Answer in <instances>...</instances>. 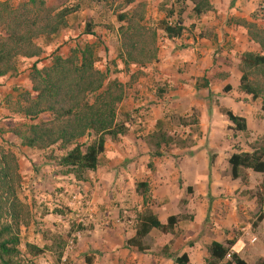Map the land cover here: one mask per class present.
Listing matches in <instances>:
<instances>
[{
	"label": "crops",
	"instance_id": "1",
	"mask_svg": "<svg viewBox=\"0 0 264 264\" xmlns=\"http://www.w3.org/2000/svg\"><path fill=\"white\" fill-rule=\"evenodd\" d=\"M45 1L49 5L56 2ZM156 1L157 10V4L163 0ZM181 1L183 5H190L184 8V30L176 39L163 38L165 42L156 57L158 61L152 63L158 69L154 80L166 83L164 95L168 100H184L179 106L197 110L199 102L204 105L198 108V131L202 137H192L194 148L191 152L184 149L159 157L151 156L147 149L136 153V146L143 147L150 137L155 140L158 132L169 131L168 125L159 119L165 109L160 105H167L165 97H160L157 98L160 104L150 105L145 111V115H150L148 120L124 122L127 130L118 136L117 142L118 138L113 141L105 138L98 166L82 176L87 179L75 180L70 175L55 174L58 168L46 164L41 169L36 165L37 171H33L26 159L29 166L27 199L38 205L28 203L32 219L28 223L27 237L25 233L23 237L26 243L42 250L34 258L26 255L28 261L34 264H174V256L185 254L190 264H205L206 247L211 242L223 245L232 241L230 253H235L246 264H264L262 190L261 204H257L254 196L245 195L264 184V172L245 169V182H242L239 178H230L227 164L229 155L235 152L232 144L237 143L239 151L246 152L249 151L247 145L264 134V114L259 100H252L239 90L240 55L258 50L247 34V26H254L252 10L256 0H207L210 9L199 16L192 13L190 0ZM107 3L105 10L112 13L110 0H60L59 7L76 6L67 17L63 34L69 36L75 29L82 34L85 24L95 31L98 23L84 13L93 9L100 15ZM188 10H191L189 16ZM110 31L116 34L115 29ZM9 77H0V84ZM197 79H203V85L194 86ZM135 95L127 97L133 108L143 105L141 98ZM179 106L175 108H184ZM141 110L134 114H141ZM223 110L245 121V132H234L231 142L227 129L230 124L222 115ZM244 135L248 137L244 139ZM9 140L18 145L17 141ZM245 141L248 143L244 148L241 143ZM154 144L163 145L158 140ZM203 145L214 150L211 162ZM49 168L56 171H49ZM72 182L74 184L70 185ZM138 183L143 184L142 190H136ZM47 184L57 190L47 193ZM65 192L68 196L70 193L78 195V203L84 202L82 199L87 196L88 203L72 205L71 201V205H57L56 198ZM113 202L117 203L112 205ZM41 203L43 205H39ZM120 211L132 215L133 220L125 224L120 222L117 217ZM144 212H149L161 225H166L168 217H175V221L165 231L151 228L142 238L143 251L139 252L126 242L134 237ZM253 213L257 221L248 222ZM73 235V246L67 250V241ZM250 238L255 240L250 242ZM57 243H60L58 247Z\"/></svg>",
	"mask_w": 264,
	"mask_h": 264
},
{
	"label": "trees",
	"instance_id": "2",
	"mask_svg": "<svg viewBox=\"0 0 264 264\" xmlns=\"http://www.w3.org/2000/svg\"><path fill=\"white\" fill-rule=\"evenodd\" d=\"M190 1L195 16L210 9L207 0ZM131 5L136 8L116 15L117 57L124 67L144 68L156 60L157 31L167 40L182 35L185 6L181 0L159 2L157 11L163 17L154 28H148L143 25L144 6L140 0H123L124 7ZM75 10L76 6L57 7L45 0H23L15 5L0 0V77L15 76L19 59H33L28 75L29 92L20 93L14 107L10 108V118L19 122L0 127L1 141L8 135L18 143L8 139L3 142L6 146L0 147V264H21L26 255L34 258L42 253L41 249L26 243L20 233V227L27 224L29 210L19 197L16 148H26L39 162L58 168L61 175L81 180L84 173L94 171L98 166L105 138L116 140L127 130L125 121H116V106L123 95L121 84L116 79H109L107 65L103 71L97 69L98 57L93 45L76 44L68 56L53 54L47 67H36L43 45L50 44L66 28L67 17ZM103 27L113 30L110 25ZM247 28L258 50L240 55L239 90L252 100H259L264 114V32L250 24ZM92 29L91 25L85 24L82 34L95 38ZM223 114L233 134L245 132L243 118L229 110H223ZM157 138L162 141L164 135L159 134ZM247 147L249 151L244 152L235 146V152L229 155L227 164L231 179L239 178L245 182V169L264 172V134ZM29 162L32 170L37 171L35 162ZM261 188L264 198V184ZM139 189H143L142 183L136 185V190ZM174 221L175 217H168L166 225H161L149 212H144L134 237L127 240L126 245L141 252V240L151 228L165 231ZM231 245L232 241L223 245L211 242L206 247L205 264H246L235 253L229 252ZM173 262L190 264L185 254L174 256Z\"/></svg>",
	"mask_w": 264,
	"mask_h": 264
},
{
	"label": "rangeland",
	"instance_id": "3",
	"mask_svg": "<svg viewBox=\"0 0 264 264\" xmlns=\"http://www.w3.org/2000/svg\"><path fill=\"white\" fill-rule=\"evenodd\" d=\"M21 1V0H20ZM20 1L10 2L12 4H17ZM111 1V10L112 13H109L108 10H105V6H108L109 4H105L103 9L104 12L100 15L96 14V11L93 9H90L89 11H86L84 13V16L89 17V19L93 20V22H96L97 26L95 29V38L92 36H87L81 34L79 30L73 31L69 36L67 34H63L64 31H60L58 35L53 38V41L48 45H43L42 53L40 57L38 58L36 62L37 68H44L49 65L50 58L53 54L59 55L61 57H66L70 54V52L75 49L76 44H91L93 45L94 51L96 53V56L98 57L97 62V69L100 71H103V68L105 65L109 67V79H116L122 87V99L116 106V121L118 122H127V123H135L137 120H140V122H143L144 120H148L150 115L146 114L145 111L149 110V106L153 105L156 106L157 104H160V101H157V98L165 97L164 99L167 100V105L161 104L160 107L164 108V110L161 111L162 115L160 116V122L164 125H168V133L166 132H158L159 134H163L164 138L160 143H162V147L159 145H155L154 142L158 140L157 136H155L154 139H150L153 137H150L147 141V143H144L145 146L143 147H137L136 153H139L140 150H148V153L151 154V156L159 157L160 155H167V154H173V153H180L184 149H187V151H190V149L194 148L193 143V136H196L197 138L202 137V133L198 131V123H199V115H198V108L203 107L204 105L200 104L199 102L197 106V110L195 108H189L188 106H179L182 104L184 100H168V97L164 95L165 90V82H156L154 80V77L158 74V69L152 65V63H156L158 60L156 59L151 64L147 65L144 68H138L135 66H128L124 67V65L118 60L117 57V47H118V36L114 33V31L106 30V28H103V26L110 25L115 29V19L116 15L123 13L126 10L134 9L136 8L135 5H131L129 7L123 6V0H110ZM189 1V0H188ZM156 0H140V3L144 6V17H143V25L148 28H154L156 25V22L162 17V13H158L156 10ZM60 0H56V2L52 5L60 6L62 4H59ZM187 8H190L189 3L184 5ZM110 10V9H109ZM191 10H188L187 16L190 15ZM112 16V17H111ZM115 16V17H114ZM253 17V16H252ZM254 21V28L258 29L259 31L264 32V22L255 20ZM189 27V26H188ZM186 27V28H188ZM248 29V28H247ZM249 31H252V29H249ZM253 31H255L253 29ZM155 46H156V57L158 56V53L161 52V49L164 45V39L160 36L159 32L157 31ZM187 33V31H185ZM248 34V33H247ZM184 36H187V34ZM250 37V35H248ZM33 59L31 60H22L19 59L17 61V73L15 76H10L9 78H6L4 83H6L5 86L1 87L3 84H0V127H4L11 124H16L19 122L18 120H14L11 116V110L10 108L14 107V104L17 101L18 95L22 92H29V81H28V75L31 70ZM203 79H197L193 85L194 86H201L203 85L202 82ZM192 84V83H191ZM153 91V92H151ZM151 92V93H150ZM141 93L140 96H137L135 94ZM167 94V93H165ZM134 97L141 98V101H143L142 106H138L133 108L130 106L129 100H127V97ZM198 96V94L196 95ZM198 98V97H196ZM197 102L199 101V98L196 99ZM212 102V100H210ZM171 107H167V106ZM184 107L182 110H178L175 108V106ZM174 109H173V108ZM132 110H131V109ZM142 109V113L139 114L138 112L134 114V111ZM130 111V112H129ZM140 111V112H141ZM222 115H224L222 113ZM185 128V132H182V130ZM228 129V127H227ZM226 129V130H227ZM185 134V135H184ZM185 136V138H183ZM234 134L228 130V138L229 141H233ZM248 135H244L243 138L246 139ZM118 138V137H117ZM9 137L5 135L3 137V140H0V147H5L4 141L7 142ZM119 141V138L115 141ZM159 141V140H158ZM248 142L245 141L242 144V146L245 148V144ZM253 143V142H251ZM237 143L232 144V147L235 148ZM238 145V144H237ZM204 148H206L208 157L212 159L214 157V150H208L206 145H203ZM218 150L221 152L223 151V148L221 146L217 147ZM193 151V150H191ZM190 151V152H191ZM16 159H17V167H18V173L20 175V195L19 197L27 204L32 205L31 202L28 201V192L27 191V183H28V170L29 166L27 165V160L35 161V164L37 165L38 169L43 168V164H40L38 160L36 159V155L31 153L27 149L22 148H16ZM124 153H127L124 151ZM26 157V158H23ZM47 165V164H46ZM49 166V165H47ZM31 167V165H30ZM49 171H56L51 170L49 168ZM58 171V170H57ZM55 174H58L57 172ZM82 179H87L83 177ZM70 185L74 184V182L69 183ZM46 186V192L49 193V191L55 192L57 190L56 188L51 189V187L47 185ZM261 184L257 185L255 190L247 191L245 192V195L249 197H255L257 204H261L260 199V193H261ZM141 190V189H140ZM74 196L76 199L72 200L71 196ZM78 195H74L73 193H70L69 196L66 194V192L62 195V197L56 198L58 202H55L57 205H71L70 202L73 201L74 204L72 205H86L89 200L87 196H85V199H82L81 203H78L77 199ZM77 200V202H76ZM86 200V201H85ZM117 202H113V204H116ZM38 205V204H33ZM43 205V203L39 204ZM130 211V210H129ZM131 212V211H130ZM133 213V212H131ZM135 215V213H133ZM117 217L119 218L120 222H123L124 224L128 221L133 220V216L126 213H122L121 211L117 214ZM256 214H252V216L249 218L248 222H251L253 219V223L257 221ZM30 218L32 219V214L28 211L27 214V224L26 226L20 227V233L21 235H24L25 238L27 230H28V223L30 221ZM57 245H60V243H57ZM58 247V246H57ZM21 264H34L28 259L23 258L21 259Z\"/></svg>",
	"mask_w": 264,
	"mask_h": 264
},
{
	"label": "built area",
	"instance_id": "4",
	"mask_svg": "<svg viewBox=\"0 0 264 264\" xmlns=\"http://www.w3.org/2000/svg\"><path fill=\"white\" fill-rule=\"evenodd\" d=\"M172 1H178L180 2V0H172ZM252 14H253V18L255 20H259V21H263L264 22V0H256V3L254 5V8L252 10ZM72 200H75L76 198L74 196H71ZM117 222V220H116ZM73 239H74V235L67 241V245L66 248L67 250L71 249L73 246ZM255 239L254 238H250V242H253ZM226 257H228V255H226Z\"/></svg>",
	"mask_w": 264,
	"mask_h": 264
}]
</instances>
